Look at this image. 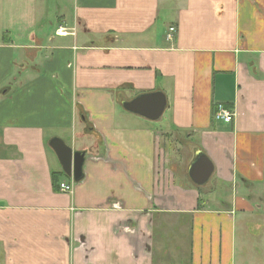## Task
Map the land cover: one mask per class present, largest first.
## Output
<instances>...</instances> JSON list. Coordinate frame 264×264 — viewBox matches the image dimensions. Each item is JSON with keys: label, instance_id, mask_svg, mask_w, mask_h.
Masks as SVG:
<instances>
[{"label": "crops", "instance_id": "crops-1", "mask_svg": "<svg viewBox=\"0 0 264 264\" xmlns=\"http://www.w3.org/2000/svg\"><path fill=\"white\" fill-rule=\"evenodd\" d=\"M155 93L157 121L124 107ZM163 214L187 264H264V0H0V264H155Z\"/></svg>", "mask_w": 264, "mask_h": 264}, {"label": "water", "instance_id": "water-1", "mask_svg": "<svg viewBox=\"0 0 264 264\" xmlns=\"http://www.w3.org/2000/svg\"><path fill=\"white\" fill-rule=\"evenodd\" d=\"M166 98L162 93L148 94L138 97L136 100L124 104V107L131 113L140 115L152 121L159 120L166 109ZM63 172L75 182L83 179V166L85 154L74 152L62 140L55 138L50 142ZM213 173V166L203 154H198L196 160L190 167L189 177L197 185H205Z\"/></svg>", "mask_w": 264, "mask_h": 264}, {"label": "rangeland", "instance_id": "rangeland-1", "mask_svg": "<svg viewBox=\"0 0 264 264\" xmlns=\"http://www.w3.org/2000/svg\"><path fill=\"white\" fill-rule=\"evenodd\" d=\"M189 220L178 214H163L159 217L154 244L155 264H187Z\"/></svg>", "mask_w": 264, "mask_h": 264}, {"label": "built area", "instance_id": "built-area-1", "mask_svg": "<svg viewBox=\"0 0 264 264\" xmlns=\"http://www.w3.org/2000/svg\"><path fill=\"white\" fill-rule=\"evenodd\" d=\"M175 28L171 27L170 28V33L168 35V39L171 40L173 39V33L175 32ZM59 36L66 37L70 35L65 29H60L59 31ZM213 119L216 122H223L225 124H232L234 121V113L232 110L228 109L226 106L223 104H219L216 106L213 114ZM60 190L66 193H70L73 191L74 185L73 184H66V183H61L60 184Z\"/></svg>", "mask_w": 264, "mask_h": 264}]
</instances>
